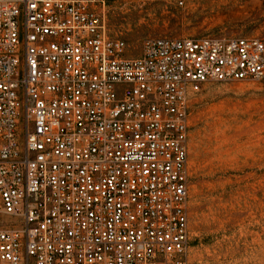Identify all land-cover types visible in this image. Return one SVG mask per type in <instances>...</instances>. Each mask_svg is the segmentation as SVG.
Returning <instances> with one entry per match:
<instances>
[{
    "label": "built area",
    "instance_id": "built-area-1",
    "mask_svg": "<svg viewBox=\"0 0 264 264\" xmlns=\"http://www.w3.org/2000/svg\"><path fill=\"white\" fill-rule=\"evenodd\" d=\"M127 50L92 1L0 0V264H189L193 100L264 40Z\"/></svg>",
    "mask_w": 264,
    "mask_h": 264
},
{
    "label": "rangeland",
    "instance_id": "rangeland-1",
    "mask_svg": "<svg viewBox=\"0 0 264 264\" xmlns=\"http://www.w3.org/2000/svg\"><path fill=\"white\" fill-rule=\"evenodd\" d=\"M139 57L152 37H258L264 0H88ZM189 264H264V79L211 82L192 103Z\"/></svg>",
    "mask_w": 264,
    "mask_h": 264
}]
</instances>
